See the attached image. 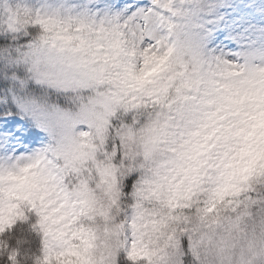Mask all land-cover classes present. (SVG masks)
<instances>
[{
  "label": "snow or ice",
  "instance_id": "snow-or-ice-1",
  "mask_svg": "<svg viewBox=\"0 0 264 264\" xmlns=\"http://www.w3.org/2000/svg\"><path fill=\"white\" fill-rule=\"evenodd\" d=\"M220 0H0V264H264V48Z\"/></svg>",
  "mask_w": 264,
  "mask_h": 264
},
{
  "label": "rangeland",
  "instance_id": "rangeland-1",
  "mask_svg": "<svg viewBox=\"0 0 264 264\" xmlns=\"http://www.w3.org/2000/svg\"><path fill=\"white\" fill-rule=\"evenodd\" d=\"M223 26L235 39H229L218 52L229 59L264 48V0H220Z\"/></svg>",
  "mask_w": 264,
  "mask_h": 264
}]
</instances>
